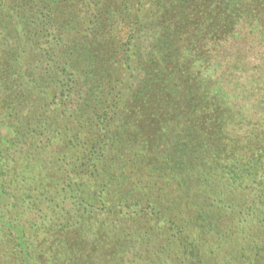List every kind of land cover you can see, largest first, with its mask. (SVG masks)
Returning a JSON list of instances; mask_svg holds the SVG:
<instances>
[{"label": "trees", "instance_id": "trees-1", "mask_svg": "<svg viewBox=\"0 0 264 264\" xmlns=\"http://www.w3.org/2000/svg\"><path fill=\"white\" fill-rule=\"evenodd\" d=\"M233 41L264 48V0H0V264H264Z\"/></svg>", "mask_w": 264, "mask_h": 264}, {"label": "rangeland", "instance_id": "rangeland-1", "mask_svg": "<svg viewBox=\"0 0 264 264\" xmlns=\"http://www.w3.org/2000/svg\"><path fill=\"white\" fill-rule=\"evenodd\" d=\"M145 38H149V41L152 40L148 35ZM220 61L223 66L219 71L215 70L217 77L222 78L229 71L231 79H234L236 76L234 71L237 72L239 69L245 70L242 73L251 76L254 67L257 68L258 65L264 67V48L257 45L246 48L243 44L233 41L227 47V50L223 52L222 56H220ZM230 75H226V77L229 79ZM240 75L234 79L233 85L236 87H238L237 81H242Z\"/></svg>", "mask_w": 264, "mask_h": 264}]
</instances>
